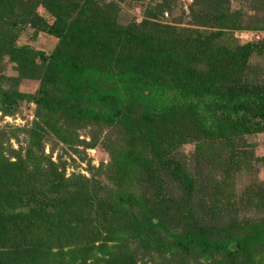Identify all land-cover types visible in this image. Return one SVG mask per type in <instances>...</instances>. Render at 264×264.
<instances>
[{
	"label": "trees",
	"instance_id": "trees-1",
	"mask_svg": "<svg viewBox=\"0 0 264 264\" xmlns=\"http://www.w3.org/2000/svg\"><path fill=\"white\" fill-rule=\"evenodd\" d=\"M125 1H142L140 22H121ZM178 4L0 0L16 72L0 76V114L35 105L29 127L0 128V264H264V183L238 202L227 183L260 160L245 139L264 132V40L234 32H264V0H191L183 26L162 21ZM28 27L49 53L17 44ZM59 144L109 162L67 176Z\"/></svg>",
	"mask_w": 264,
	"mask_h": 264
},
{
	"label": "rangeland",
	"instance_id": "rangeland-1",
	"mask_svg": "<svg viewBox=\"0 0 264 264\" xmlns=\"http://www.w3.org/2000/svg\"><path fill=\"white\" fill-rule=\"evenodd\" d=\"M142 2V1H141ZM131 3L129 4L128 1H125L121 4L122 12H121V22L128 23L131 21L140 22L142 19V3ZM191 0H179L178 9L174 11V13L170 16L168 15L162 21L170 22L173 19H178L181 22L179 25L183 26L185 22L184 14H187V6L190 4ZM144 4V2H143ZM234 5V4H233ZM235 6V5H234ZM233 6V7H234ZM184 12V14L182 13ZM37 12L40 14L43 13V9L38 7ZM184 16V17H183ZM181 18H184L183 20ZM32 29L26 28L24 32L21 33L17 40V44H27L35 49L42 50L45 53H49L54 46L55 40L45 36L43 34H39L37 37H32ZM234 36L237 41L240 43L245 41L257 42L260 40H264V32H252V31H244L242 33L234 32ZM233 37V36H232ZM234 38V37H233ZM256 61L259 58H255ZM0 76L9 77V76H16V72L13 70V66L11 63L8 62L7 58H4L2 62H0ZM38 84L32 81H21L19 84L18 89L22 92L33 93ZM34 104H29L25 107H22L18 112H16L13 116H2L0 114V128H5L8 131L13 130V128L27 126L29 127L31 121L34 119ZM11 126L12 128H8ZM90 128L91 126H87L84 129H80L77 131L79 140L89 141L90 137ZM19 142H23L24 134L23 132H15ZM18 141L16 138H10L6 146L10 145L13 149H18ZM246 144H250L249 148L253 151L254 156L256 158H260V160H256L252 163L251 169H243L235 174L233 177L229 178L228 183V190H234L235 200L238 202L241 198L246 196L248 190L252 187L257 189V185L260 183H264V132L257 133L252 136H249L245 139ZM242 144V143H241ZM51 143H45L44 146V153L50 154L51 153ZM79 151L81 152L80 155L74 154L71 150L63 145L59 144L55 147L52 155L51 160L54 162L59 161V156L62 157V160L66 161V175H70L73 171L76 173H81L86 177H89V173L87 172L88 164L91 166L97 167L100 163H108L109 156L108 154L101 148L100 146L95 148H84L83 146H78ZM182 151L185 154H190L193 151L192 145H185L182 148ZM83 158V159H82ZM79 171V172H77ZM264 186V185H263ZM262 186V187H263ZM239 207V206H238ZM240 210V209H239ZM247 211V214H257L254 211V208H241L240 213ZM261 213L260 215H262ZM209 261V260H208Z\"/></svg>",
	"mask_w": 264,
	"mask_h": 264
},
{
	"label": "water",
	"instance_id": "water-1",
	"mask_svg": "<svg viewBox=\"0 0 264 264\" xmlns=\"http://www.w3.org/2000/svg\"><path fill=\"white\" fill-rule=\"evenodd\" d=\"M77 172H79V171H77ZM236 248H237L236 243L230 245V249L235 250ZM209 259H210V255H206L202 258V262H207Z\"/></svg>",
	"mask_w": 264,
	"mask_h": 264
}]
</instances>
